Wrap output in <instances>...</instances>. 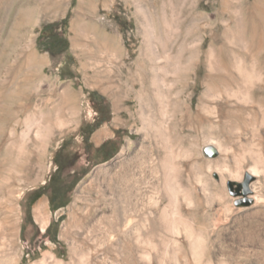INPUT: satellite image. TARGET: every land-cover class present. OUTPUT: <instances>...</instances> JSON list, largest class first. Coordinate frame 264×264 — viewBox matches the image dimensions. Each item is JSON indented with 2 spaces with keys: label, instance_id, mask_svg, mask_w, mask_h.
Wrapping results in <instances>:
<instances>
[{
  "label": "rangeland",
  "instance_id": "374dc122",
  "mask_svg": "<svg viewBox=\"0 0 264 264\" xmlns=\"http://www.w3.org/2000/svg\"><path fill=\"white\" fill-rule=\"evenodd\" d=\"M68 16L75 65L69 55L53 58L38 46L45 24ZM158 39L189 65L184 73L173 65L163 70L147 64L145 56L163 53ZM239 59L256 67L253 78L240 71ZM70 69L77 77L67 78ZM144 86L149 97L157 90L174 96L169 113L157 111L162 133L172 119L174 125L184 121V107L199 114L205 104L217 110L174 134L179 149L191 153L177 161L170 189L164 184L167 170L148 169L149 225L140 230L139 213L134 228H112L102 225V216L112 213L124 192L111 179L144 144L160 165L157 142L145 138L138 97ZM93 92L97 102L105 98L111 119L92 135L88 152L81 129L103 118ZM259 134L264 135V0H0V264H264V169L255 173L257 164L264 166L255 142ZM222 141L230 151H222ZM64 144L71 165L63 179L79 180L71 202L54 211L47 191L29 217L31 196L49 184ZM249 174L255 177L250 186L231 195L230 183L242 184ZM251 199L250 207L236 205ZM41 202L47 225L37 213ZM91 220L95 237L86 244L79 239ZM88 251L94 254L90 263L83 257Z\"/></svg>",
  "mask_w": 264,
  "mask_h": 264
},
{
  "label": "bare ground",
  "instance_id": "6f19581e",
  "mask_svg": "<svg viewBox=\"0 0 264 264\" xmlns=\"http://www.w3.org/2000/svg\"><path fill=\"white\" fill-rule=\"evenodd\" d=\"M158 40L160 41V43L162 45L163 53L158 55V56H145L146 57L145 61L147 62V64H150L151 66L158 67V68L163 69V70H167L168 68H170L173 65V68L176 69L178 74L184 73L186 71V69H188L189 65L185 66L182 62L181 57L173 56L167 52L168 51L167 48L169 47V44L167 41H163L162 39H158ZM145 61L140 62L141 64L139 65V70L141 71L140 73L142 75V77H139L140 79L144 78L143 77L144 73L142 74V71L144 69V66L146 65ZM238 63L243 68L240 71L250 72V75H248L247 78L248 77L253 78L251 75L256 74V67L255 66L249 67L243 59H239ZM153 80H154V83H156V88L159 89L160 87L157 84L158 82L156 81V79H153ZM178 94L181 95V92ZM213 94H214L213 91L210 90L207 94V99H209V100L212 99ZM155 96H156L155 98H153L151 96L149 97L145 86L142 87L140 89V91L138 92V97H139V100L141 103V108H142L141 109L142 110L141 118H142V121L144 124L145 138L149 141L155 140L157 142V151H158L157 155L159 157H161L159 159L160 162H158V164L160 163V165L157 166V159H155L153 156V155H155L153 148L151 150V148L149 146L144 144L142 146V148L140 149L138 155H136L133 159L130 160L131 163L130 162L128 163L125 171H123L122 174L116 175V178L113 177V179H111L114 182L116 181L118 183L119 187L122 188L124 195H120V196L118 195L116 197V201H115V204L112 208L111 214H108V213L104 214L103 213L104 215L102 216V220H101L103 222V223L101 222L102 225L104 223L105 224L108 223L113 228V225L116 224V226H120V227L124 226L126 229H131V227L134 228V224H135L134 222L137 218V215L139 213H141L144 221L142 222V224H140V226L142 228L140 230H143V228L145 229L149 225V216L151 214V212L149 211V209L151 208L150 207V197L151 196L148 194V185H149V180L147 177L148 169L153 168L154 170L158 171L159 166H161L162 168L167 170V172L165 173L164 184L166 185L167 188L170 189V187L172 185L171 184L172 171L175 168H179V166L177 167V161L178 160L180 161V159L183 157V155H187V154L191 153V150H187L184 148L179 149V146L177 145V141L175 140L174 134L178 130L179 131L181 130V132L185 131L191 121L200 120V118L203 114L204 115H209V114L213 115V113H216V110H217V108L210 106L208 104H205L201 108L202 110H201V113L199 114L196 112H191L190 109L184 107L183 108L184 109L183 110L184 111V113H183L184 121H182L180 123V125H174L173 119H172V126H169L167 131L162 133V129L160 130V127L157 128L158 126L156 125L157 124L156 123L157 111H160V113H162L163 115H164V113H167V112L169 113L170 111H169L168 107H170L171 104H175V102L173 101L174 96L173 97L171 96V92L168 94H164L160 90H157V92L155 93ZM253 96H254V98H256L255 95H253ZM253 96H251V98ZM177 98H179V97H177ZM179 103H180V101L177 104H179ZM157 106L159 108L158 110L156 109ZM236 112H238V110H236V111L235 110H229L227 112V114L235 115ZM158 123L162 125V123L160 121H158ZM164 124L165 123H163V125ZM255 142L258 144V146H257L258 147V153L260 154L258 156L260 157L264 154V135L263 136L260 134L257 135ZM220 145L222 147V151H224V150L230 151V147L228 146L229 144H227L226 142L222 141L220 143ZM251 153H253V152H251ZM263 167L264 166L257 164V166L255 168V173L256 174H262V169H264ZM168 169L171 170V172L168 171ZM103 172H105L104 174H106L105 176H107V177L110 175V173L106 170ZM142 183L147 184V185H145L144 187H141L140 185ZM139 189L141 190V192H139ZM137 190H138V192H137ZM255 192H257V191H255ZM138 193L142 194V198L137 197ZM258 195H259V197H261L260 194H258ZM111 203H113V202H111ZM99 204L100 203L94 202V206L97 207V212H99V209H100L98 206ZM37 213H38V216L43 219L44 225H47L48 222L46 220V203L45 202L40 203V205L37 209ZM99 215H100V213L97 214L96 217H99ZM92 221H94V220H91L87 224L90 226H88L87 229H85V230H88V232L86 231L87 232L86 235H84L83 237H80V239L78 238L79 240L83 239L84 243L86 242V244L90 243L89 241H91V240L88 239L87 237H89L92 234V232L94 231L91 229L92 227H93V229L95 227V226H93ZM93 236L95 237V235H93ZM74 237H76V236H74ZM76 239H77V237H76ZM131 245L132 244H130L129 247ZM78 248L79 247L76 244V246H74V251H73L74 254L76 253L77 255H79ZM109 249L111 250L113 248L109 247ZM130 249L132 252L130 251V254L127 255V257L130 256L129 258H127V261L129 263L133 262V259H134L132 247H130ZM93 255L89 251L86 253L85 252L83 253V257H85L87 259L86 261H88L89 263L92 261ZM55 264H61V263L57 262Z\"/></svg>",
  "mask_w": 264,
  "mask_h": 264
},
{
  "label": "trees",
  "instance_id": "16d2710c",
  "mask_svg": "<svg viewBox=\"0 0 264 264\" xmlns=\"http://www.w3.org/2000/svg\"><path fill=\"white\" fill-rule=\"evenodd\" d=\"M69 19L70 17H66L61 22H54L45 24L43 27L41 34L38 39V46L43 51L49 52L53 58H56L60 55H69L71 65H75V59L72 55H70V41L68 38V26H69ZM63 78L66 74L61 72L60 74ZM77 74L72 69L69 70L67 73V78H75ZM96 95H99L97 92H93L90 94L91 99L97 105L96 109H98L99 115H102L98 118L95 124H89L87 126L82 127L81 133L84 137V144L86 145L88 152L90 151L89 147H93L91 144L92 135L102 126L104 123L108 122L111 119V109L105 101V98L102 97L101 102H97L95 100ZM105 117V119H104ZM107 117V118H106ZM110 140H107L103 146L99 148V152L105 150V147L110 144ZM69 146L64 144L58 152L57 156L55 157V164L57 165V170L55 174L51 177L49 184L46 187L39 189L38 191L34 192L31 196L30 205L28 208L29 217L32 215V207L38 203V201L47 194V191H50V203L51 207L54 211H58L63 207H66L71 202L72 193L75 190L78 181L75 179L74 181L70 182L68 179H63V173L65 169L71 165L70 156L71 153L68 151ZM64 153L66 157L63 156ZM70 156H69V154ZM116 151L108 154L105 158V161L110 160ZM73 163V159H72ZM72 176H69L70 178ZM52 230V226L48 228L46 235H49L50 231ZM54 242H59V234L57 233L54 237Z\"/></svg>",
  "mask_w": 264,
  "mask_h": 264
},
{
  "label": "water",
  "instance_id": "95a60500",
  "mask_svg": "<svg viewBox=\"0 0 264 264\" xmlns=\"http://www.w3.org/2000/svg\"><path fill=\"white\" fill-rule=\"evenodd\" d=\"M213 152H215V155L217 156L218 155V152L216 151V149L215 148H213ZM255 179V177L253 176V175H248L247 176V181L246 182H244V183H242V184H236V183H230V189H231V191H230V193H231V195H233V194H235V195H238L242 190H246L247 189V187H249L250 186V184H251V182L253 181ZM235 185H238L239 187L238 188H234V186ZM238 194H237V193ZM254 203V200L253 199H251V200H249V201H242V202H238V203H236V205H237V207H250L252 204Z\"/></svg>",
  "mask_w": 264,
  "mask_h": 264
}]
</instances>
